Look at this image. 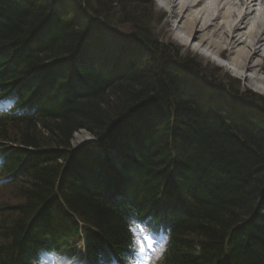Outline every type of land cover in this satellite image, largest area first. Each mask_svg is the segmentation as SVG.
<instances>
[{"label":"trees","instance_id":"1","mask_svg":"<svg viewBox=\"0 0 264 264\" xmlns=\"http://www.w3.org/2000/svg\"><path fill=\"white\" fill-rule=\"evenodd\" d=\"M98 1L104 10L101 12L104 17L111 6L123 0ZM124 1V5L119 6L123 14L126 17L130 15V20H133L131 22L137 19L141 26L142 19L146 17L144 7L148 0ZM45 2L0 0V55L13 67L16 63H21L15 76H24L29 71L36 70L51 75L61 65L67 70L66 60H70L73 67L68 77H53L57 99L48 106V110L37 113L36 117L20 118V121L13 118L1 123L3 132L13 129L24 140L25 147H33L37 152L26 151V157L31 161L22 172L17 173L15 170L0 174L5 179L1 186L11 187L8 196L15 195L18 200L17 203L0 204V264H34L38 250L54 243H68V233L71 232L68 231L67 224L70 228L77 225L70 220L69 214H61V201L68 202L71 209L84 213V223L101 229L99 234L103 240L106 239L109 246L121 256L127 255L125 252L132 248L127 222L125 218L117 217L118 224L113 225L114 213L104 204L114 194L111 189L103 186L97 197H93L80 191L79 181L68 178L63 184H59L56 180L59 172L57 166L45 168L41 167L40 162L35 168L33 164L42 160V157L55 153L58 159H62L61 154L57 153L58 147H68L77 132L89 131L103 141L107 132L117 125L119 128L116 135L119 139L116 144H130L127 147H133L136 151L131 158L138 160L135 158L137 155L140 158L138 161L148 164V172L144 169L146 177L156 178L151 185L152 189H156L169 177L173 168L171 156H174V149L179 155L176 162L177 175L180 176L179 186L186 189L185 192L208 188L201 198H197L200 206L190 203L191 209L188 212L184 208L185 216L191 221L184 226L187 232L182 238L189 245L192 239L196 240L200 253L203 251L205 256L193 255L188 260L178 259L180 236L176 235L177 242L165 264H207L217 255L226 254V233L230 230L233 231L228 250L229 255H232L231 263L264 264V222H250L248 219L244 221L254 208L258 190L261 186L264 187V140L260 138V132L264 131L257 130L260 141L252 136L249 142L248 135H244V143L234 137L226 128V121L220 123L222 120L215 117L218 111L213 105L222 103L213 95L211 85L201 83L199 73L196 72L199 69L192 67L193 64L182 57L178 60L181 63H169L170 60L164 57L170 53L166 47H163V51L167 53H149L150 56L144 62L132 65L125 62L127 73L122 77L113 79L107 66L114 67L116 64H106L101 59L92 68L78 73V69L74 67V52L77 51L79 39L75 34L78 33L68 21L61 23V26L51 23L46 16ZM42 42L43 45H40ZM145 42L152 46L153 52L161 47L148 38ZM129 47H134L144 56L145 49L140 48L137 42H131L125 48H117L120 51ZM60 56H66V59ZM186 65L194 70L189 72ZM114 70L118 73L117 67ZM73 74L76 78H73ZM185 84L188 87L189 84L193 85L196 93L197 88H200L198 94L201 100L195 94L190 96ZM203 94L206 95L205 98ZM149 101V109H144ZM154 106L161 109L160 119L164 127L160 128L161 132L153 129L159 121L148 114ZM174 121L176 125L172 128ZM181 125L183 132L174 130ZM173 135L175 137L171 147L168 138ZM171 149L173 155L170 153ZM19 154L22 155L23 152ZM6 169L10 170V167ZM154 171H158L159 176ZM21 173L26 174L24 185L17 181ZM48 203L54 204L58 209L57 214L63 217L54 224L55 227H65V230L58 233L54 229V234L48 230L40 234L37 231L27 232L36 226L42 206L45 207ZM239 224L241 226H237ZM233 227H236L235 230ZM189 231L191 233L188 234ZM72 233L76 234L75 231ZM38 236L45 240H37ZM97 236L90 235L88 242L92 248L99 250L104 246L102 239ZM24 238L28 240L21 242ZM225 257L226 262L229 257L227 254Z\"/></svg>","mask_w":264,"mask_h":264},{"label":"bare ground","instance_id":"2","mask_svg":"<svg viewBox=\"0 0 264 264\" xmlns=\"http://www.w3.org/2000/svg\"><path fill=\"white\" fill-rule=\"evenodd\" d=\"M45 1L44 6L47 8L46 16L51 23H58V25L61 26V23L68 21L73 24L76 33H78V35L74 33L79 38L76 47L77 51L74 52L76 56L74 67L78 69V73L83 69L92 68V66L101 59L102 61L104 60L106 64H116L114 67H117L118 73L115 72L114 67L107 66V70L110 71L113 79L117 76L122 77V75H126L127 65L121 60L118 48H115L114 43L120 48H125V46H130L131 42H137L140 48L145 49L151 55L154 54L151 45L142 44L140 42V37L143 38L144 32L141 30L142 27L138 25L139 21L137 19H134L136 23L123 21L118 24L114 20V16L107 13L103 23L105 25L109 22L111 26H102L100 11L91 7L88 8V6L84 5L83 0H73L77 2V5H73L72 13L67 14L62 11L58 3L61 0ZM161 2L165 25L183 31L184 35L180 36L178 39L189 47V51L192 47L196 50L192 51L191 54L198 57L200 54L199 52L205 50V54L210 56H214L215 54L220 57L230 56L228 57L232 60L230 63L235 66L232 72L240 76L244 82L256 88L260 94H264V70L262 69V58H264V0H161ZM76 13L78 18L75 16ZM85 18L89 19L86 23L83 22ZM113 26L119 28L115 30ZM121 27H125L127 30L132 31L133 36L127 37L130 31L127 33L120 32ZM40 45H43V42L40 43ZM82 54H86L88 57ZM60 57L66 59V56ZM164 57L170 60L169 63L172 64L173 61L180 62L178 61L180 58L173 52L167 53ZM188 61L193 63L194 60L188 59ZM210 61L209 58V62ZM66 62L69 64L70 60H66ZM209 62L207 63V68ZM172 64H167V66ZM68 68L73 69L70 64ZM185 68L190 72L189 65H186ZM217 68L219 69V67ZM73 78H76L74 74ZM231 80L233 79L228 77L224 82H228L229 84L227 86L235 89ZM227 88L228 87L218 94L219 98L223 99L224 96L227 95ZM236 92L237 91H234V93ZM197 93H200V88H197ZM234 93H228L225 105L219 103L213 105L216 111H218L215 117H217V120H222L219 121L220 123L226 121L224 122L226 128L231 131V134L233 133L232 135L234 137L240 139V141L246 142L244 135H248L249 142H251L250 139L252 136L258 141H260V138L263 141L264 133L260 132V138H258L257 135V130L264 131V129L261 130L264 128V113L261 106L251 100L238 98ZM36 103L43 104L45 102L41 99H37ZM149 103L151 104V101L145 104L144 109H149ZM48 109L49 107L47 108V106H44L40 113H44ZM151 109L152 111L148 113L149 116L159 121V123H157L158 125L156 124L153 129H157V131L161 132L160 128L163 127L162 120L160 119L161 109L157 106ZM57 115H59V113ZM156 115H158V118ZM175 125L176 122L174 121L172 123V128H174ZM118 128L119 125L107 132L103 145H94L93 142H84L80 143L81 145H74V136L68 147L64 145H61L60 148L58 147L57 153L61 154L62 159H58L55 153L51 156L42 157V160L33 163L34 167L36 168L40 162L41 167L43 166L45 168L57 166L59 172L56 180L59 184H63L68 178L73 181H79L80 191H83L85 194L89 193L93 197H97L102 191V187L105 186L100 179H95L96 176L108 177L114 175L115 171H118L119 173L115 174L113 177L115 180L113 182L115 183L112 190L114 192L115 201L104 203L109 207V210L114 213L115 220H112L113 225L118 224L117 217L123 219L125 217L137 216L141 215L143 210H148L149 213L160 214L163 218L167 217L172 221L170 224L166 225L155 221V223L163 229L165 234L170 232L176 233L177 236L184 238L187 232L184 226L191 221L185 216L184 210L186 209V212H188L191 209L190 202L194 201V198H201L204 191H208V188L202 187L201 189L198 188L197 191L187 190V192H185L186 189L183 190L179 188L181 201L177 204V209H174L172 205L176 204L175 200L171 202L167 200L163 201L161 200L162 194L160 193V188L157 187L156 189H152L153 186L151 185L156 181V178L153 177V179H150L146 177L147 174L144 169L146 170L148 164H142V160L138 161L131 159L130 164H123V167H115L112 171L103 169L97 165L95 166L94 163L97 160H102L103 164L110 168L108 165L109 157H114V161L117 165L122 164L124 161L123 156L115 152L117 149L116 143L119 139L118 135H116ZM181 129L182 125L177 126L174 130L183 132L184 130L182 131ZM174 137L173 135V137L168 138L171 147ZM4 147V144L0 143V155L4 152ZM59 149H61V151H59ZM96 149H99V153H96ZM40 151L42 150L40 149ZM170 153L173 155L172 149ZM178 156L179 155L176 153L175 157ZM14 160L19 163H24V161L25 163L27 162L20 154H17ZM0 164H2V162H0ZM156 168L157 166H155V169ZM154 172L159 176L158 171ZM160 175H162V172H160ZM25 178V173L19 174L17 181L20 185L25 184ZM258 191V199L256 200L254 208L251 209L249 215L246 216V219H248V221L250 220V222H264V187L261 186ZM60 203L61 206H63V210L65 209L67 214H69L70 220L73 223L83 222L84 213L79 210L71 209L68 202L65 203L61 201ZM42 207V216H39V222L44 223L47 221L49 226L53 228L55 226L54 224L60 222L63 217L56 214L58 209L54 204L48 203L45 207ZM63 214L67 215L66 213ZM47 228L48 227H46L45 230H40L39 226H34V228L27 232L37 231L40 234L43 231H47ZM94 228L97 227L94 226ZM67 229H70V225L68 224ZM56 231L57 230L54 232ZM100 231L101 229L97 228L96 232L99 233ZM54 232L51 231L52 234H54ZM70 232L71 233H68L69 237L72 236V232L74 231ZM189 233L191 232L189 231L188 234ZM226 238L227 240L232 238V233H226ZM24 240L28 239H21V242ZM37 240L43 241L45 239L38 236ZM190 242L189 245L188 241L182 238L179 239L178 246L180 247L178 249V259L188 260L193 255L196 257L205 256L203 251V254L200 253V248L196 240L192 239ZM190 248L192 251H190ZM226 254L229 259L225 264H232V255H229L228 252H226ZM226 254L217 255L218 257L213 258L214 260L212 261H208L207 264H222L223 260L226 258Z\"/></svg>","mask_w":264,"mask_h":264},{"label":"rangeland","instance_id":"3","mask_svg":"<svg viewBox=\"0 0 264 264\" xmlns=\"http://www.w3.org/2000/svg\"><path fill=\"white\" fill-rule=\"evenodd\" d=\"M98 0H83V3L85 6L97 9L100 11V13L102 11H104L101 8V5L98 4ZM124 0L120 1L119 4H114L113 6H111L109 12L108 10L105 13V16H101V20L102 21V26H111L109 22H107V24L104 25V19L106 18V14L107 13H111L113 14V18L114 20L119 24L121 22H131L133 20H130V15H126L123 14L122 9H120V7H122L124 5ZM59 5L61 6V9L63 12L67 13H72V6H76L77 2L73 1V0H61L60 2H58ZM122 5V6H121ZM120 6V7H119ZM146 8V12L145 15L146 17H144L142 19V25L143 28L142 30L144 31V36H146L148 39H151V41H156L157 45H161V47H159L157 50H154L153 53H155L156 55L159 54H165L167 52L163 51V47L165 46L167 51L169 52H173L174 54H176L179 58H185L184 56H190L192 57L193 61V66L196 69L200 68L201 72L203 73V77L208 79L210 84H218L219 85V89L222 91L224 90L226 87H228L230 90L231 87L227 86L229 83L224 82L227 80V78H231L233 80H231V82L233 83V87L235 88L236 91H241V90H251V91H255V88L252 85H249L248 83L244 82L240 76H237L235 73H233L232 71H234L233 69H235L234 65H231L230 62H227L229 60L230 56L227 57H223L222 58L218 55H214V56H210L205 54V50H201L198 55V57H195L192 53V51H196L194 50V48L192 47L190 49V51H185L184 47L186 45L183 44V42L181 40H179L178 38H180V36H183L184 33L183 31L177 30L175 28L172 27H168L165 25V18L163 17V7H162V2L161 0H150V2H147V4L145 5ZM131 9V8H129ZM90 13V12H89ZM165 13V11H164ZM75 16L78 15L77 13L75 14ZM89 19L85 18L84 19V23L88 22ZM116 30V26H113ZM106 29V27H105ZM130 30H127L125 27H121V31L122 33H127ZM127 37H132L133 33L132 31H130V33L127 34ZM186 39V38H185ZM140 42L142 44H147L142 37H140ZM115 46V44H114ZM116 48V46H115ZM204 53V55H203ZM120 54V58L121 60L129 65H132L134 63H136V61L139 60V62H144L147 57L150 56L149 52L147 51V55L146 56H141L138 57V55L140 54L137 50H135L134 47H129L128 49H121L119 51ZM160 58V57H159ZM159 58H157L156 60L159 61ZM209 58L210 61L209 62ZM263 59V65H262V69L264 70V58ZM190 60V59H189ZM138 62V63H139ZM208 64V68H207V63ZM215 63V64H214ZM219 67V69L217 68ZM217 68V69H216ZM123 70V68H122ZM192 70V69H190ZM194 70V69H193ZM192 70V71H193ZM211 70V71H210ZM108 71V70H107ZM110 72V71H108ZM197 73H200L199 70L196 71ZM200 73V74H202ZM201 76L198 74V78H200ZM215 82V83H214ZM189 83V82H188ZM57 84V83H56ZM55 84V86H56ZM225 86V87H222ZM249 87V89H248ZM256 94H260L257 93ZM218 95V94H217ZM221 96V95H219ZM260 97L263 98L264 100V94L261 93ZM220 99V98H219ZM260 99V98H259ZM89 132V131H88ZM86 130H83L80 133H77L75 135L74 138V145H81L80 143H84V142H94L95 139L93 138V135H91L90 133H88ZM121 150L118 149L117 152H120ZM112 160H114V157H111ZM109 161V159H108ZM115 162V161H114ZM99 167L101 168H107L104 164L100 165ZM10 192V189L7 188V190H2L0 189V204L1 202H6L8 203H17L18 200L15 199V195H11L8 196V193ZM5 196L7 198H5ZM3 199V200H2ZM192 204H195L196 206H200L199 202L197 200H194L191 202ZM247 219H244V221H246ZM240 225V224H239ZM237 225V226H239ZM241 226V225H240ZM236 227H233V229L235 230ZM230 233H233V231H229ZM183 237H180V239ZM79 246V243H77V246ZM79 248V247H78ZM71 253V252H70ZM82 257V253L79 252V249L76 253V255H66V257H61V258H51L48 257L47 255L43 256V261L41 262V264H67L69 262H72L73 264H85L84 259L81 258ZM150 264H152V261L150 262Z\"/></svg>","mask_w":264,"mask_h":264},{"label":"snow or ice","instance_id":"4","mask_svg":"<svg viewBox=\"0 0 264 264\" xmlns=\"http://www.w3.org/2000/svg\"><path fill=\"white\" fill-rule=\"evenodd\" d=\"M103 262H104V258H103V256L100 258V261H99V264H103Z\"/></svg>","mask_w":264,"mask_h":264}]
</instances>
